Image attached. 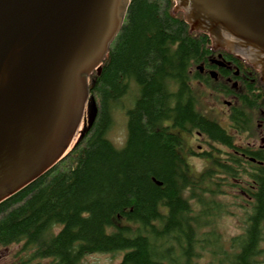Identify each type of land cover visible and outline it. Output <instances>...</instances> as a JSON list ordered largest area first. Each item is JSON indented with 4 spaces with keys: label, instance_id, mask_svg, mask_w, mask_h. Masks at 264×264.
Instances as JSON below:
<instances>
[{
    "label": "trees",
    "instance_id": "16d2710c",
    "mask_svg": "<svg viewBox=\"0 0 264 264\" xmlns=\"http://www.w3.org/2000/svg\"><path fill=\"white\" fill-rule=\"evenodd\" d=\"M173 5L130 0L100 73L92 74L94 121L58 162L0 202V248L21 244L0 264H89L85 257L95 252H121L117 264H264L262 151H241L262 163L214 160L191 176L165 125L203 122L187 81L190 67L212 51L209 36L189 32ZM239 107L253 133L255 116L264 125V97L249 93ZM121 110L127 132L118 148L108 134ZM233 177L245 181L237 187L244 196L231 193L240 184ZM227 216L237 218V232L221 230Z\"/></svg>",
    "mask_w": 264,
    "mask_h": 264
},
{
    "label": "water",
    "instance_id": "95a60500",
    "mask_svg": "<svg viewBox=\"0 0 264 264\" xmlns=\"http://www.w3.org/2000/svg\"><path fill=\"white\" fill-rule=\"evenodd\" d=\"M175 2L189 31L243 56L264 82V0ZM128 7L129 0H0V202L61 159L81 120L95 119L88 77L100 72Z\"/></svg>",
    "mask_w": 264,
    "mask_h": 264
},
{
    "label": "flooded vegetation",
    "instance_id": "af4514ba",
    "mask_svg": "<svg viewBox=\"0 0 264 264\" xmlns=\"http://www.w3.org/2000/svg\"><path fill=\"white\" fill-rule=\"evenodd\" d=\"M189 71L193 73V78L187 81L192 90V107L203 122L186 121L183 126H173L170 121L165 122L170 134L179 139L180 145L177 147L179 152L184 149L192 156L199 157L202 152L198 151H206L209 163L219 160L222 164L230 165L235 158L241 165H246L249 160L262 163L241 151H262L264 154V125L255 116L252 128L256 132L253 133L251 127L241 117L243 112L239 107L241 99L249 93H254L259 99L264 97V83L259 79L258 70L236 54L225 49L212 48L207 59L199 65L191 66ZM197 86L213 92L220 105L202 104L196 93ZM208 107L212 109L208 111ZM205 122L216 123L223 133L212 134V128ZM230 181L241 182L239 177H233V180L230 178ZM244 183L245 181L234 186L231 193L244 196L241 189L237 188Z\"/></svg>",
    "mask_w": 264,
    "mask_h": 264
},
{
    "label": "rangeland",
    "instance_id": "374dc122",
    "mask_svg": "<svg viewBox=\"0 0 264 264\" xmlns=\"http://www.w3.org/2000/svg\"><path fill=\"white\" fill-rule=\"evenodd\" d=\"M134 90V89H133ZM131 90V91H133ZM196 93L199 95V100L202 104L208 106L209 103H218L215 99V95L213 92L209 91L207 88L202 86L196 87ZM132 95V93H131ZM130 94H127L124 99L123 103L128 107L131 99ZM220 105V103H218ZM203 105V106H204ZM212 107H208V111L211 110ZM126 116L124 115V110L117 111L114 114V124L109 131V138L115 143L117 147H121L122 143L124 142L126 136ZM182 156L187 162L189 173L191 176H198L203 170H201L204 165L207 164L206 161L199 159L197 157L192 156L189 151H185L182 149L181 151ZM236 218L235 217H226L223 218L220 222V228L224 233L231 234L237 232L236 229ZM20 248V244H10L9 246H5L0 248V263L2 262H9L12 261L13 254ZM122 253H107V252H95L87 255L85 257V261L89 264H117L121 259ZM207 262L206 258L199 260L198 264H205Z\"/></svg>",
    "mask_w": 264,
    "mask_h": 264
}]
</instances>
